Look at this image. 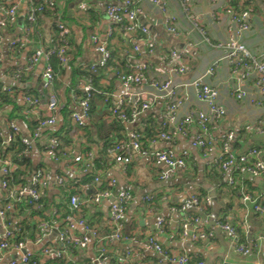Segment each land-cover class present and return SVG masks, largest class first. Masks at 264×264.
Instances as JSON below:
<instances>
[{
	"label": "crops",
	"instance_id": "crops-1",
	"mask_svg": "<svg viewBox=\"0 0 264 264\" xmlns=\"http://www.w3.org/2000/svg\"><path fill=\"white\" fill-rule=\"evenodd\" d=\"M117 1L121 0H57L55 9L39 14L37 22L31 27L32 31L27 32L28 14L37 0H0L6 6L12 3L18 5L16 22L0 31V52L3 57L0 81L5 87L13 86L16 90L14 102L0 105V125L5 130L6 125L14 121L25 136L32 137L40 119L46 116L50 93L43 85L46 63L42 59L29 68V58L38 48L51 46L55 26L63 24L69 29L72 45L67 46V56L74 62V69L99 59L93 35H104L109 28H113V35L108 39V46L115 56V64L109 63L108 67L103 68L101 84L104 90H96L92 100L91 120L84 127H78L73 120V113L79 112L76 91L73 88L68 90L73 81V68L67 64L65 72L59 74L57 123L53 127L41 129L40 137L34 139L29 153L33 165L36 167L42 164L40 168L45 169L49 175L48 184L42 189V199L48 205L44 218L31 217L29 209L23 213L15 210L10 213L7 223L0 222V238L8 229L13 231L19 222L26 221L31 226L27 230L30 235L26 238L27 250L37 258L35 264H49L54 256L44 251L46 248L62 247L60 233L68 226L65 218L59 220L55 217L59 215L58 205L67 203L70 197L76 195L81 204L74 210V217L86 221L99 232L100 237L91 241L86 248L71 247L63 257L66 264H96L103 246V264H172L163 255L150 249V237L157 239L169 253L187 255L190 264H264V247L261 243L264 237V214L255 211L251 201L244 200L245 196H249L264 202V173L254 175L246 168L225 170L216 162V158L222 154V139L233 133L234 138L230 141L233 154L237 157L247 156L250 163L256 160L264 163V102L257 105L248 100L250 97L264 98L256 86V74L246 77L244 62L233 64L225 58L226 51L220 45L233 35L229 31L227 13V9L233 7V1L189 0L190 13L201 18L202 26L215 44L210 45L204 42L202 35L182 12L180 0H165L169 13L177 17L178 34L167 30L165 15L154 0H139L142 6L139 18L155 39L152 52L149 51L150 46L142 40L144 34L128 33L115 25L108 16L107 6ZM244 1L238 0L239 7L243 6ZM244 10L250 12L251 29L244 32L239 41L256 57L261 58L264 56V2L248 0ZM3 13L0 11V18ZM137 46L139 49H136ZM172 49L182 53L188 67L187 73H176L163 59ZM144 62L150 63V80L172 79L179 95L185 99L178 111L180 120L195 108H205L191 83L217 62L214 73L205 80L218 88L219 100L226 106L227 115L212 125V134L217 140L212 152L193 146L192 142L198 133L196 125H192L186 135L179 134L171 140H160L156 145H151L144 130L151 127L150 131L155 134L161 130L167 105L165 98L152 99L150 108L141 112L135 121H120L115 117L114 107L124 102L125 109L129 110L136 95L150 89L148 83H122L116 74L117 66L124 63L122 70L127 71L132 65ZM242 77H246L243 89L248 98L238 100L233 88L236 87L237 79ZM85 85L82 80V92ZM25 95L38 97L41 103L31 107L24 100ZM67 100L73 104L70 107L73 110L71 123L75 127L71 135L73 140L64 146L68 155L55 160L47 154L46 145L53 137L52 131L66 125L61 109ZM136 130L143 132V140L140 137L142 146L177 154L187 151L188 166L162 179L161 173L167 171V167L157 165L152 159L138 153L134 154L128 166L118 162L116 155L109 152L110 147L121 139H130ZM253 150H257L258 154L253 155ZM89 151L94 155V164L85 173L83 166L77 164L73 157L86 155ZM96 161L98 165H95ZM98 175L101 184L94 180ZM112 179L117 181L112 194L99 202L95 201L99 190L106 188ZM121 190L131 192L134 197L128 205L124 221V233L129 236L126 240L112 238L115 227L110 208ZM212 191L215 199L211 195ZM204 193L211 199L206 210L190 202L192 196L198 197ZM5 197L6 192L0 185V198L3 200ZM197 218H200L199 223L195 222ZM218 221L233 226L237 231L238 243L253 247L252 251L247 255L239 252L238 243L227 231L217 227ZM46 222L55 224L44 230L40 225ZM185 222L190 224L187 236L182 235ZM199 230H211L213 235L193 238L192 235ZM74 233L81 235L84 228L78 226ZM22 255V250L5 249L1 254L2 264L20 259Z\"/></svg>",
	"mask_w": 264,
	"mask_h": 264
},
{
	"label": "built area",
	"instance_id": "built-area-1",
	"mask_svg": "<svg viewBox=\"0 0 264 264\" xmlns=\"http://www.w3.org/2000/svg\"><path fill=\"white\" fill-rule=\"evenodd\" d=\"M41 4L33 5L30 8L28 14V24L26 25L27 32H31V27L37 22L38 15L42 13L46 8H54L57 4V0H41ZM218 1V0H216ZM155 5L162 10L165 15V26L167 30L172 34H178L176 22L177 17L174 14L169 13L167 3L165 0H154ZM181 10L187 15V19L190 21L191 25L199 31L204 42L215 45L206 33V30L202 26L201 18L190 13V3L189 0H180ZM18 5L15 3L9 5H3L0 3V11H3V15L0 18V31L2 28L8 27L14 24L17 19ZM142 13V6L139 0H121L116 3H111L107 6V14L112 19L113 23L119 28L123 29L128 33H141L145 37L142 38L144 43L150 46L149 51H153V45L155 39L151 36L148 27L140 20V14ZM229 15V31L232 32L231 38L225 42L220 43L221 47L225 49V58L229 59L233 64L238 61L244 62V68L247 71L246 77L252 73L256 74V86L259 92L264 96V56L261 58L256 57L243 43L239 41L242 34L251 29L250 24V12L248 10L237 11L233 7L227 9ZM60 31V41L64 43L61 47L53 45L46 49L43 47L38 48L29 58V68L34 67L42 59L45 60V69L43 72L44 88L49 90L50 94L47 99L46 105V116L40 119L39 125L34 132L32 137L22 136V142L26 145L32 146V142L35 138L40 137V131L43 128L53 127L57 123V112H58V99L53 92L55 73L54 69L49 64V60L52 54L57 53L60 61L66 63V45L67 35L69 34V29L63 25H58ZM113 35V28L109 30L104 35H93V43L96 45V51L99 54V59L91 64V70L96 73L99 68H105L108 66L109 61L112 58L111 51L107 48L108 39ZM219 45V46H220ZM136 49H139L137 46ZM166 63L178 74H185L188 71L187 64L184 60L182 53L178 49H172L163 58ZM3 60L2 54L0 52V64ZM217 62L212 64L205 73L198 79L193 81L191 85L196 90L197 98L200 102L205 105V108H195L186 114L181 120L179 119L178 111L180 107L185 103V99L179 95L174 82L172 79L150 80L149 69L150 63L144 62L135 66H131L127 71L118 70L116 71L117 77L122 83L129 85H139L148 83L150 89L140 92L136 95L134 101L129 110L125 109V103L121 102L119 105L113 108V114L120 121H135L141 112L146 111L150 108L152 99H157L158 97L165 98L167 100L165 119L162 124L161 130L150 140L152 146L160 140H171L177 135H186L188 130L192 125L198 127V133L194 138L192 144L195 147L202 148L206 152H212L215 148L217 140L212 134L213 123H218L224 119L227 115V108L219 100V90L217 87L206 82V78L212 75L215 71ZM127 65V64H126ZM236 65V64H235ZM245 77V78H246ZM245 78L237 79L236 87L233 88L235 97L238 100L248 98L243 89V84ZM85 93V98L80 100L79 112L73 113V120L79 127H84L91 120L92 115V100L94 97V88L92 86L91 80H88L83 88ZM24 100L31 106H37L41 103V99L38 97H32L30 95H25ZM248 100L253 103L260 105L264 102L263 99H258L255 97H250ZM5 130L0 125V139H4V144H9L16 135L21 133L20 126L11 121L6 125ZM140 135L137 131H134L130 139H121L112 147H110L109 152L116 155V160L128 166L132 160L135 153L141 156L148 157L153 160L154 163L160 166H166L167 171L161 173L162 179H167L170 175L174 174L177 170L185 168L189 163V154L184 151L181 154H177L172 151L160 150L156 148L145 149L140 141ZM234 138L233 133H229L226 137L222 139L221 147L222 154L216 158V162L221 164L223 169H238L246 168L250 173L258 175L264 173V163L260 160H256L250 163L248 157L243 155L237 157L230 151V141ZM61 141L57 137H51L46 145L47 154L58 160L62 157H66L68 152L62 151ZM62 151V152H61ZM61 152V154H59ZM29 153V152H27ZM253 155L258 154L257 150L252 151ZM74 161L77 164L83 166V171L85 173L90 171V168L94 164V155L92 152H88L86 155H74ZM1 173L3 176H9L13 167L12 162L9 159H4L0 156ZM49 175L43 168H37L30 176L28 185L20 186H9L8 181H0L1 187L6 192V197L2 200L0 198V222L7 223L8 217L11 212L15 211L17 207L26 202L29 206H33L35 209L43 208L42 200V189H44L48 184ZM60 180V179H59ZM96 183H102L101 177L95 176ZM232 182V179H230ZM62 182V181H61ZM116 179H112L108 183L107 188H101L95 196V201L99 202L102 198L108 197L112 194V188L116 185ZM24 197L26 200L24 201ZM133 194L127 190H121L117 193L115 200L111 204L110 215L112 223L115 227L112 238L117 240L129 239V236L124 233V221L127 214V208L129 203L133 200ZM244 200L251 201L255 211L260 214H264V202L256 201L251 199L249 196H245ZM190 202L194 203L200 209H204L205 205L211 204L210 197H207L204 202H202L198 197L192 196ZM81 202L78 196L73 195L70 200V210L69 214L65 220L67 221V227L61 231L60 239L62 241V247L59 249L46 248L45 253L47 255H52L54 257H64L65 254L70 250L71 247L86 248L91 241L99 239V232L93 229L86 221L82 219H76L73 215L75 209L80 206ZM204 211V210H203ZM196 223L200 222V218L195 220ZM208 224V220L205 221ZM55 223H42L40 227L44 230L53 227ZM81 226L84 228L83 234H76L74 230ZM190 224L185 222L182 226V235L187 236L189 234ZM217 227L227 231L230 236L238 243V235L236 229L230 224L218 221ZM18 230L17 226L12 231H8L0 238V264H2L1 254L5 249L22 250L23 255L20 259H14L8 264H30L34 255L31 251L27 250V240L14 242L9 241L12 239L14 231ZM213 235V231L199 230L195 232L193 238H207ZM40 241V240H38ZM261 243L264 247V237L261 239ZM148 245L150 249L163 255L172 264H190V258L185 254L179 253H169L167 252L162 244H160L157 239L150 237L148 239ZM253 247H247L243 244H237V250L244 255L249 254ZM105 247H101L99 256L97 257L96 264H103L104 262ZM34 261L33 264H35ZM126 264V263H124ZM202 264V263H200Z\"/></svg>",
	"mask_w": 264,
	"mask_h": 264
},
{
	"label": "trees",
	"instance_id": "trees-1",
	"mask_svg": "<svg viewBox=\"0 0 264 264\" xmlns=\"http://www.w3.org/2000/svg\"><path fill=\"white\" fill-rule=\"evenodd\" d=\"M233 3L231 6H236L234 9L237 11H241L246 9V4L248 3V0L244 1L243 6L239 7V2L238 0H232ZM264 2V0H262ZM41 0H37L35 5H40L41 4ZM56 7V6H55ZM54 8H46L45 10L42 12H46V11H51L54 10ZM40 13V14H42ZM55 34L53 37V42L51 44V46L56 45L59 47H61L62 45H64V43H62L60 41V31L58 29V26H55ZM66 45V54L68 55V48L67 46H71L72 42L69 40V34L67 35V44ZM50 46V47H51ZM48 47V48H50ZM46 48V49H48ZM107 48L110 50V46L107 45ZM112 53V58L109 61V63H114V53L112 50H110ZM113 59V60H112ZM49 64H51V66L54 69V73H55V79H54V87H53V92L54 94L57 96L58 99V103H59V97H58V85H60V82H58V76L59 74H63L65 72V67L67 64H69L72 68H73V81L72 84L70 85L69 89L73 88L76 92V96L78 101L82 100L85 98V93L82 92L80 90V82L83 80L85 81V83H87L88 80H91L92 86L94 88L93 93L95 94L96 90H104L103 86L101 84V78L104 76L103 73V68H99L98 71L96 73H94L91 70V64L85 65V66H78L76 69H74V62H72L71 59L68 58L67 56V61L66 63H62L60 61V58L58 57L57 53L52 54L49 62ZM115 64V63H114ZM108 67V66H107ZM119 67V68H118ZM122 67L124 66V63H121L119 66H117L118 70H122ZM106 68V67H105ZM49 91V90H48ZM69 91L67 92V96H68ZM50 94V93H49ZM16 95V90L15 87L13 86H4L2 84V82L0 81V105L3 103H10V102H14V96ZM49 96V95H48ZM73 107V104H71V102L69 100H67V102L65 103V105L62 107L61 112L64 116V118L66 119V125H64L61 129L59 130H54V132L52 131V136L53 137H57L58 139H60L61 141V149H63L62 151L65 152V148L64 146L69 145L72 142V132L74 131L75 127L72 125L71 123V115L73 113V110L70 108ZM39 125V123H38ZM37 125V126H38ZM79 127V126H78ZM151 127H147L144 132L147 135V138L149 141L157 134H155V132L150 131ZM140 136L143 135V132H141L140 130H136ZM152 132V133H151ZM24 134L21 132L18 135H16L14 137V139L9 143V144H4V139H0V156L4 159H9L12 162V171L10 173L9 176H3V174L1 173V168L2 166L0 165V181L2 180H6L9 183V186H20V185H28L29 184V180H30V176L31 174L37 169L40 168L42 166V164L38 165V166H34L31 160V156H30V152L32 150V146L26 145L25 143L22 142V136ZM141 140H143V138L141 137ZM120 141V140H119ZM117 143V142H116ZM115 144V143H114ZM112 144V145H114ZM143 147L145 149H148V146L143 145ZM61 151V152H62ZM29 152V153H27ZM61 152H59V154H61ZM67 152V151H66ZM95 165H98L97 161L95 162ZM215 173V172H213ZM106 188L108 187L105 186ZM233 188V187H231ZM235 193L237 192V190L235 188L232 189ZM208 197V195L206 193L198 195V198L204 202V200ZM26 200V198L24 197V201ZM70 200L71 197L69 198L67 203H62L61 205H58V214L59 215H55V217L57 219H62V218H66L69 214H71V210L69 208L70 206ZM42 204H43V208L41 209H35L33 206H29L26 202H24L23 204H21L20 207H17L16 210H19L20 213H23L25 210L29 209L31 212V217H40V218H44V212L46 206L44 200H41ZM205 205V209L207 208V205ZM211 206H209V209ZM208 209V211H210ZM224 222V221H223ZM37 226V223L35 224ZM35 225H32L35 228ZM31 226L29 225V223H27L26 221H21L17 224V228L18 230L14 231L13 233V237L12 239H9V241H14V242H19V241H23L25 240V238H27L28 233L27 230L30 228ZM36 257L34 256L31 263L33 264L34 261H36ZM49 264H66L65 259L63 257L58 258V257H54L53 259H51L49 261Z\"/></svg>",
	"mask_w": 264,
	"mask_h": 264
},
{
	"label": "water",
	"instance_id": "water-1",
	"mask_svg": "<svg viewBox=\"0 0 264 264\" xmlns=\"http://www.w3.org/2000/svg\"><path fill=\"white\" fill-rule=\"evenodd\" d=\"M215 193L212 191L211 192V195H212V197H213V199H215V195H214Z\"/></svg>",
	"mask_w": 264,
	"mask_h": 264
}]
</instances>
